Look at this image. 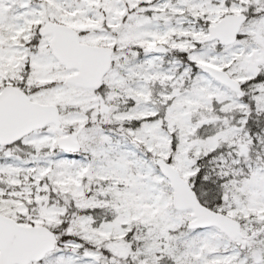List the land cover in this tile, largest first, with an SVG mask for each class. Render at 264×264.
<instances>
[{
	"label": "snow or ice",
	"instance_id": "snow-or-ice-1",
	"mask_svg": "<svg viewBox=\"0 0 264 264\" xmlns=\"http://www.w3.org/2000/svg\"><path fill=\"white\" fill-rule=\"evenodd\" d=\"M0 264H264V0H0Z\"/></svg>",
	"mask_w": 264,
	"mask_h": 264
}]
</instances>
